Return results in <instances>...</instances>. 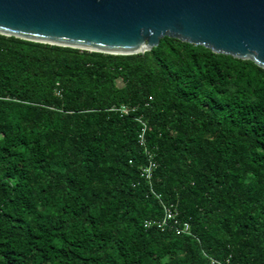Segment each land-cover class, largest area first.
<instances>
[{
	"label": "trees",
	"instance_id": "16d2710c",
	"mask_svg": "<svg viewBox=\"0 0 264 264\" xmlns=\"http://www.w3.org/2000/svg\"><path fill=\"white\" fill-rule=\"evenodd\" d=\"M162 203L191 234L143 225ZM211 257L264 264V67L169 36L119 54L0 34V264Z\"/></svg>",
	"mask_w": 264,
	"mask_h": 264
},
{
	"label": "water",
	"instance_id": "95a60500",
	"mask_svg": "<svg viewBox=\"0 0 264 264\" xmlns=\"http://www.w3.org/2000/svg\"><path fill=\"white\" fill-rule=\"evenodd\" d=\"M0 34L119 54L169 36L264 67V0H0Z\"/></svg>",
	"mask_w": 264,
	"mask_h": 264
},
{
	"label": "built area",
	"instance_id": "2783aa9c",
	"mask_svg": "<svg viewBox=\"0 0 264 264\" xmlns=\"http://www.w3.org/2000/svg\"><path fill=\"white\" fill-rule=\"evenodd\" d=\"M121 113H127L128 107L121 105L119 107H116ZM136 120L139 121L141 124V130L138 133V141L140 144H144V132L146 129L145 122L140 118L137 117ZM144 152L146 154L147 163H145L141 167V176H144L147 180L150 181V178L152 176V169L155 166V161L153 160V154L150 150H148L146 147H144ZM152 190V189H151ZM153 192V190H152ZM154 196L159 198V194L156 192H153ZM143 225L145 227H151L154 226L160 230L163 229H171L176 234H191L190 230V223L188 220L181 219L178 215V210L176 208V205L171 204H163L162 203V214L158 218H148L143 221ZM210 262L212 264H238V263H232L229 258L225 259H217V258H210Z\"/></svg>",
	"mask_w": 264,
	"mask_h": 264
}]
</instances>
